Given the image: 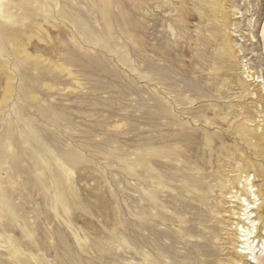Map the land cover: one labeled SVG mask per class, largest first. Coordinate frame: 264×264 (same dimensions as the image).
I'll return each instance as SVG.
<instances>
[{"label":"rangeland","instance_id":"1","mask_svg":"<svg viewBox=\"0 0 264 264\" xmlns=\"http://www.w3.org/2000/svg\"><path fill=\"white\" fill-rule=\"evenodd\" d=\"M106 1L0 2V264H129L130 138L173 145L183 124L190 161L215 160L204 134L234 135L197 119L253 115L238 78L264 97V0L210 19L202 0Z\"/></svg>","mask_w":264,"mask_h":264},{"label":"bare ground","instance_id":"2","mask_svg":"<svg viewBox=\"0 0 264 264\" xmlns=\"http://www.w3.org/2000/svg\"><path fill=\"white\" fill-rule=\"evenodd\" d=\"M202 1L203 17L214 18L222 11L219 0ZM103 5L106 9L108 1ZM102 41L109 49V40ZM15 45L17 54L28 57ZM223 47L231 48L227 36ZM245 82L237 79L238 87L255 103L253 115H242L245 122L228 125V115L219 112L197 119L207 128L226 126L223 133L234 135L225 144L220 137L216 140L218 136L204 134V147L212 155L219 152L215 160L190 161L196 137L183 124L180 135L171 139L173 145L156 146L147 139L136 146L134 136L130 138L127 174L131 191L139 197H131L129 264H264V97ZM257 117L260 121L249 131L246 125ZM230 157L233 163L224 161ZM215 162L223 164L217 168ZM220 168L227 170L218 172ZM162 197L170 199V208Z\"/></svg>","mask_w":264,"mask_h":264}]
</instances>
